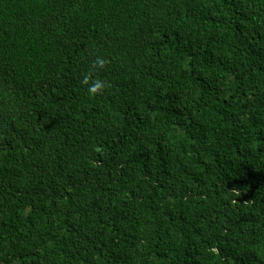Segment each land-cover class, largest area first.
Returning <instances> with one entry per match:
<instances>
[{
    "label": "trees",
    "instance_id": "obj_1",
    "mask_svg": "<svg viewBox=\"0 0 264 264\" xmlns=\"http://www.w3.org/2000/svg\"><path fill=\"white\" fill-rule=\"evenodd\" d=\"M0 264H264V0H0Z\"/></svg>",
    "mask_w": 264,
    "mask_h": 264
},
{
    "label": "clouds",
    "instance_id": "obj_2",
    "mask_svg": "<svg viewBox=\"0 0 264 264\" xmlns=\"http://www.w3.org/2000/svg\"><path fill=\"white\" fill-rule=\"evenodd\" d=\"M107 61L103 58H97L95 61V67L98 69H103ZM82 84L87 87V93L90 96L102 95L107 88V82L101 79H90L89 76H85L82 80Z\"/></svg>",
    "mask_w": 264,
    "mask_h": 264
}]
</instances>
